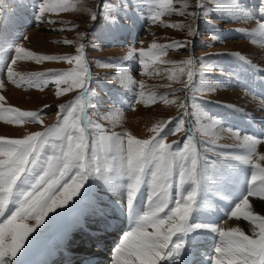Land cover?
Masks as SVG:
<instances>
[{
	"label": "rangeland",
	"instance_id": "rangeland-1",
	"mask_svg": "<svg viewBox=\"0 0 264 264\" xmlns=\"http://www.w3.org/2000/svg\"><path fill=\"white\" fill-rule=\"evenodd\" d=\"M98 2L99 0H68L65 11L45 12L41 15L39 8L43 0H4L0 10V81L4 84L0 88V96L4 98L0 100V126L5 127L0 132V138L24 139L49 128H61L66 120L71 121L75 115L81 116L79 106L74 103L77 96H80L81 105H85L87 109L86 123L81 121V126L90 133V147L86 150L84 162L93 167L99 165L101 169L106 165L112 167V171L106 174L99 176L100 173H95L90 177L77 195L62 207L47 213L43 223L37 224L35 218L18 220L17 223L23 222L34 230L28 234L11 264L38 254L42 247L47 250V244L60 232L72 233L66 250L69 247L72 249L71 244L75 241L73 237L78 239L75 234L82 227L71 228L69 219L76 211H82L88 201L94 199L98 205H102L104 211L107 207L111 208L121 202L127 203L128 185L132 181L118 169L119 158L115 153H105L99 149L101 130L106 135L116 133L125 136L126 145L128 135L138 140H150L155 135L152 129L164 124L161 135H167L165 143L179 141V144H173V151L179 152L187 142L186 135L190 128L193 144L201 155L198 173L205 189H201V196L200 190L197 193V206L189 223L200 224L205 228L219 227L218 225L222 226L227 220L223 216L226 213L229 219L242 220L250 228L248 235L251 238L253 225L245 221L242 214L237 219L231 217L230 213L241 197L247 195L250 186L256 193L249 198L250 204L264 203L260 199V194H264V187L259 180L260 171L249 167L254 165L247 166L236 161L220 163V158L208 149L214 148L230 155H246L243 136L264 141L263 133L252 134L246 131V128H257L254 126L255 119L259 123L264 121V95L259 91L264 86V27H261L264 24V13L261 12L264 0H203L202 7L196 6V0H172L170 10L162 7L163 0H102L100 6L97 5ZM185 4L188 7H184ZM181 12L185 14L181 15ZM193 12L196 13L195 20L191 15ZM157 13L162 14L153 21L152 17ZM93 14L94 20L91 19ZM169 25L180 27L173 28L168 27ZM189 25L197 29L195 36L187 34ZM32 32L41 36L42 49L35 44H39L38 41L32 42ZM80 34L84 36L82 41L78 39ZM213 35L218 38L213 40ZM65 40H71L73 44L65 45ZM178 41H187V47H169ZM81 42L85 44V55L91 68L89 89L85 97L82 96L81 89L70 88V80L56 84L57 74L75 70V63H37L33 59L17 60L15 65L11 63L16 59L15 50L18 46L38 55L65 56L76 55V47ZM153 44L157 45L156 49L151 47ZM141 51L146 54L144 57L141 56ZM189 58H194L196 63L191 66L192 84L186 88L184 82L187 81L190 66L181 62ZM8 67L14 68L17 74L16 83L9 81ZM181 67L185 69L184 73H180ZM247 77H256L258 80L251 81ZM45 80L48 81L47 86H43ZM141 84L144 85L143 88L140 87ZM57 88L60 89V95H57ZM65 88H69V91L64 92ZM181 102L187 104V114L183 116L185 109L178 107ZM210 104L219 106L211 107ZM61 105L64 106L62 110ZM11 109L37 112L41 119L38 122H16V114ZM229 113H237L238 116ZM179 118L184 119L185 130L170 135ZM97 125H100L99 129ZM238 128L243 134L237 131ZM234 133H239V137ZM53 143L59 144L60 141L51 137L42 148L40 159L32 172L26 180L17 183L15 191L18 195L9 205L5 216L0 217V224H4L18 207L21 198L19 193L30 191L32 184L44 174L47 161L55 154ZM257 152L264 154V142L257 145ZM180 163L177 158L173 165L172 187L169 189L171 202L166 212L175 207V201L181 195L186 197L193 187L190 183L180 187ZM214 164L217 166L213 167ZM240 165L244 171L238 169ZM220 170L226 171L218 177ZM76 171L73 169L65 177L67 183L72 182ZM152 171L149 167L142 177L144 182H141L136 192L140 194L144 204L148 196L153 195V188L149 185L153 184ZM254 173L257 181L251 183ZM62 190L58 186L54 194L59 195ZM138 198H134V201ZM118 207L128 209L123 205ZM252 210L264 215V210ZM96 213L97 211L86 215L84 213L83 222L85 221L86 226L89 227L91 222L104 218ZM218 214V222L213 226L211 221ZM108 219L106 220L110 221ZM226 225L222 228L229 231ZM201 232H205V229L189 235L194 236ZM213 234L219 236L217 233ZM10 240V236L6 235L5 242ZM182 240L179 234L173 237L174 244H182ZM218 242L219 244L216 241L210 244L216 247L209 248L213 256L216 255L214 250L220 245V241ZM184 247L195 252L194 246L187 244ZM60 260L61 257L57 258L53 264L65 263H58Z\"/></svg>",
	"mask_w": 264,
	"mask_h": 264
},
{
	"label": "snow or ice",
	"instance_id": "snow-or-ice-1",
	"mask_svg": "<svg viewBox=\"0 0 264 264\" xmlns=\"http://www.w3.org/2000/svg\"><path fill=\"white\" fill-rule=\"evenodd\" d=\"M4 0H0V10H2ZM68 0H43L40 5L39 12L41 15L45 12H61L65 11ZM203 0H196V6L202 7ZM172 0H163V5L167 10H170ZM184 7H188L187 4ZM261 12L264 13V5L261 6ZM162 13H157L152 17L156 21ZM185 13L181 12V15ZM193 19H196V13H191ZM95 19V14L91 17ZM168 27H180L177 25H169ZM264 27V24L261 25ZM187 34L195 36L197 29L192 25L188 26ZM218 37L212 36L215 40ZM83 40V34L78 37ZM65 45L71 46L73 41L65 40ZM187 41H178L169 47L184 48L187 47ZM157 48L156 44L151 46ZM16 59L12 60L15 65L17 60L33 59L37 63L43 61H64L68 64L75 63L76 68L73 71H68L62 74H57L56 84L71 81L70 88H79L84 90L88 78V65L85 57V44L79 43L76 47V55H38L28 51L23 46L16 47ZM135 49H133V52ZM146 54L141 51V56ZM155 55V53H153ZM130 58V57H128ZM243 59V57H240ZM182 64L190 66L187 71V81L185 87L189 88L193 81L192 67L196 61L194 58H189ZM180 73H184L185 69L180 68ZM9 81L16 83L13 67L7 68ZM48 81L45 80L43 86H47ZM4 84L0 81V88ZM38 87H41L38 85ZM144 87L143 84L140 85ZM64 92L69 91V88L63 89ZM60 89L57 88V95H60ZM143 93H141V96ZM4 98L0 96V100ZM79 106V112H83L81 105V97L77 96L75 102ZM176 103V101H173ZM178 107L185 109L183 115L187 114L186 102L178 103ZM63 105L60 106L62 110ZM15 115L16 122H38L41 116L33 111H20L19 109H11ZM75 112L76 109L74 108ZM168 123H171L169 121ZM98 129L100 125L96 126ZM165 125L160 124L152 129L155 135L150 139L138 140L132 136H127V144L125 145V136L112 133L106 135L101 130L99 137V149L105 153H115L119 158L118 169L126 174L132 181L128 185L127 208L133 211V201L136 192L142 182V177L145 175L149 167L153 169L151 172L153 181V195L149 197V210L143 212L138 217L136 228L123 237V241L116 252L119 255L124 254L126 258L123 264H161L166 260H170L180 255L182 245L173 243V237L177 234H190L202 228L219 234L225 238L221 247L216 249L217 256L215 264H264V215H259L253 212L250 206V197L255 195L253 188L250 186L246 196L241 197L240 202L231 211L230 216L237 219L241 214L245 221H249L252 227L253 236L250 238L240 228H232L229 231H224L218 227L205 228V226L189 223L192 213L197 206V193L201 189V177L198 173L199 161L201 155L193 144L192 134L189 132L186 135L187 142L183 145V150L179 152L173 151V144H179V141H174L173 144L165 143L167 135H161ZM185 130V121L183 118L177 119L175 129L170 135H175ZM229 131H233L229 129ZM239 137V133H234ZM54 137L60 143H53L52 147L54 155L47 161V167L44 174L39 176L35 183L32 184L31 190L24 193H19L21 197L18 201V207L11 213L10 217L4 224H0V264H11V261L17 257L21 248L24 245L25 239L29 233L33 232V228L28 227L25 223H17L18 220L23 221L28 218H35L36 223H43L47 213L54 211L56 208L62 207L73 196L80 192L84 183L95 173H100L99 176L112 171V167L106 165L103 169L99 165L95 167L85 164L86 150L88 148V140L86 138V129L81 126V116L75 115L71 121L66 120L65 124L59 129H46L44 132H37L24 139H4L0 138V217L5 216L9 210V205L14 202L17 197L15 191L17 183L26 180L28 174L32 172L34 166L37 165L40 159V152L49 139ZM244 147L247 150L246 155H230L224 152L216 151L214 148H209L208 151L220 158L218 162L231 160L241 164L254 165L260 171V185L264 187V154L257 152V145L261 142L251 136H243ZM95 156V152H94ZM177 158L181 161L179 164V185L183 188L185 183L193 185L191 191L185 196L181 195L175 201V207L166 212L170 201L169 189L172 187L171 179L173 174V165ZM214 164L213 167H216ZM76 169V175L72 177V182L67 183L65 177ZM62 181H65L63 184ZM163 181V183H161ZM257 181V175L254 173L251 177V183ZM61 186L62 191L59 195H55V189ZM43 189V190H41ZM260 199L264 200V194H260ZM163 214V215H161ZM152 231L149 232L148 229ZM6 235L10 236V242H5ZM116 264H120L117 259Z\"/></svg>",
	"mask_w": 264,
	"mask_h": 264
},
{
	"label": "bare ground",
	"instance_id": "bare-ground-1",
	"mask_svg": "<svg viewBox=\"0 0 264 264\" xmlns=\"http://www.w3.org/2000/svg\"><path fill=\"white\" fill-rule=\"evenodd\" d=\"M36 33L37 32H32L31 40H32V42L33 41H38L39 44H37V43H35V44L37 45V47L41 48L40 47V42H43V40L40 38L41 36L39 34H36ZM1 48H2V44L0 42V51H1ZM0 54H2V52ZM1 57H3V56H1ZM257 77H263V76H258L257 75ZM247 78L251 79V81H253L254 79L258 80V78H256V77H254V78L247 77ZM254 86H255L254 88H257L256 85H254ZM253 91H256V90H253ZM10 100L11 99H9V101ZM22 103H24L26 105L24 100H22ZM247 120H249V119H247ZM260 123L264 124V121L260 122ZM241 124H242V122H241ZM253 129L255 131H258V128L255 129V127H254ZM3 130H5V127L0 126V132L3 131ZM142 182H144V181H142ZM149 185L152 186V188L154 187L153 184H149ZM145 195L147 196V193ZM148 195H151V194H148ZM87 197H89V195ZM137 197H139V198L136 201H134L133 204H138V205L136 207L134 205L133 206V211H131V212L127 211L123 207H121V208L118 207V205L119 206L120 205L127 206L126 202H124V203L121 202V204L116 205L117 207L115 205H113L111 208L107 207L106 211H104V209L102 208V205H98L96 203L97 201L92 199L91 201H88L84 205L82 211H76L75 214H72L70 216V219H69L70 226H71V228L83 227V224H84V222H83L84 213L86 215V214L91 213L93 211H97V213H99V215L101 214L102 216H104L106 213L113 212V215H115V216H119L121 218H128V222H126L124 220L125 227H126L125 231H124V235H123V237H124L125 235H127L129 232L133 231L136 228V223H137L138 217L141 215V212L142 211L145 212V211L149 210V197L150 196H148L146 204H144L143 199L141 198L140 194L139 195L136 194L134 198H137ZM152 198L155 199V196L152 195ZM142 202H143V204H142ZM253 203L254 202H252L250 204L252 209L253 208H259L261 210H264V203H256V202L254 204ZM101 211H104V212L102 213ZM220 213L223 214V211H221ZM222 214H220V215H222ZM223 216L227 217V220L222 225V226H224L225 224H227L226 225L227 226L226 229L230 230L232 228H240L242 231L245 232L246 235L249 234L250 228L242 220H233L231 218L229 219V216L226 213H224ZM218 218H219V214L216 216L215 219H213L211 221V223L214 224L213 226H216L215 223L218 222L217 221ZM108 220H110L109 221L110 222L109 225H117V223L119 222L120 219H115V220L108 219ZM218 226H219L218 228L223 229L221 224L218 225ZM84 229L85 230L83 231V233H87V234H92L93 233L92 230L90 231L86 227H84ZM115 231H116V229H115ZM115 231H113V233ZM148 231L151 232L152 229L149 228ZM113 233H112L111 236H113ZM71 234L72 233L69 232V231L68 232H60V234H58L55 237H53V239L47 244V250L42 247L41 251L38 254L29 256L24 261H21V262H19L17 264H53V262L55 260H57V258H59V257H61V258L63 257L66 260L65 263L62 262L63 264H72V259L73 258H75L76 261L79 262L77 264H92L94 259H96V260H98L100 262H105L107 257H108V264H116L117 259L120 260V264H123V261L126 258V256L124 254H121L118 257V254L116 252V249L120 247L121 242L123 241V237L121 239L117 238V240L115 241V243L117 242V244H116V246L114 245L113 249H111V250H110V247H109V245H110L109 241L111 240V237L104 238L102 240L101 245H100V247H103L102 248V252L99 253V254H96L95 257H93V258H86L84 255H82L80 253V251L78 249H76L75 251L72 249L73 252L72 251H68V249L66 250V245L71 240V237H70ZM181 235H182V238L184 240V243L182 245V249H181V252H180V254L182 253L181 256H177V257H174V258H172L170 260H166L164 262H161V264H208L209 262L212 263V264H215V257L218 254H217L216 250H214L216 255L215 256L212 255V252L209 249L210 248V244L214 243L215 241H216V244L217 243L219 244L218 241H220L219 247H221V245H222V243H223L225 238H222V237H219V236H213L214 235L213 232L209 231V230H205V232H201V233H199L197 235H194V236H190L189 234H187V235L181 234ZM202 235H203L204 239H203ZM187 239L191 240V242H192L191 245L194 246L195 252H190L189 250L184 248L185 243L187 242L186 241ZM197 239L198 240L200 239L201 243H200V241L198 242ZM93 242H95V240ZM196 242L200 243V244H197ZM199 247H201V248H199ZM58 250L62 253L61 256H58V254L56 253Z\"/></svg>",
	"mask_w": 264,
	"mask_h": 264
},
{
	"label": "water",
	"instance_id": "water-1",
	"mask_svg": "<svg viewBox=\"0 0 264 264\" xmlns=\"http://www.w3.org/2000/svg\"><path fill=\"white\" fill-rule=\"evenodd\" d=\"M101 1H102V0H99V2H98V4H97L98 6L101 4ZM87 65H88V69H89V72H88V78H87V85H88V82H89V79H90V71H91V70H90L89 63H87ZM87 85H86V86H87ZM84 113H85V109H83V116H84ZM89 138H90V136L87 134V140H88ZM89 147H90V146H89V143H88V149H89Z\"/></svg>",
	"mask_w": 264,
	"mask_h": 264
},
{
	"label": "clouds",
	"instance_id": "clouds-1",
	"mask_svg": "<svg viewBox=\"0 0 264 264\" xmlns=\"http://www.w3.org/2000/svg\"><path fill=\"white\" fill-rule=\"evenodd\" d=\"M49 159H51V157Z\"/></svg>",
	"mask_w": 264,
	"mask_h": 264
}]
</instances>
